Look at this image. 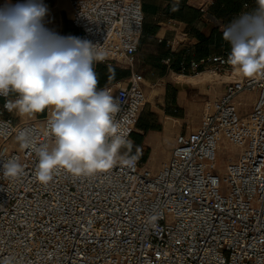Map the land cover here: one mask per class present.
Returning a JSON list of instances; mask_svg holds the SVG:
<instances>
[{
	"label": "built area",
	"instance_id": "1",
	"mask_svg": "<svg viewBox=\"0 0 264 264\" xmlns=\"http://www.w3.org/2000/svg\"><path fill=\"white\" fill-rule=\"evenodd\" d=\"M70 2L71 25L94 45V62L129 71L98 89L118 101L115 135L132 144L148 103L137 58L142 0ZM214 2L190 1L203 15ZM228 55L181 61L178 75L228 80L205 103L201 124L178 133L158 166L125 143L105 172L74 177L59 169L41 183L34 148L53 144L51 114L24 119L16 94L0 96V264H264V77L236 74ZM165 63L171 69L170 59ZM24 130L33 147H21ZM10 159L23 167L17 178L4 174Z\"/></svg>",
	"mask_w": 264,
	"mask_h": 264
},
{
	"label": "clouds",
	"instance_id": "2",
	"mask_svg": "<svg viewBox=\"0 0 264 264\" xmlns=\"http://www.w3.org/2000/svg\"><path fill=\"white\" fill-rule=\"evenodd\" d=\"M257 3L223 29L228 63L243 78L264 77V0ZM47 12L43 0H5L0 5V96L16 94L21 115L33 117L45 109L51 113L47 129L54 142L34 148L36 178L44 184L59 169L74 177L105 172L119 162V148L130 144L115 135L118 101L97 87L94 45L46 27ZM17 139L21 147H33L27 130ZM3 170L17 178L23 167L10 159Z\"/></svg>",
	"mask_w": 264,
	"mask_h": 264
},
{
	"label": "crops",
	"instance_id": "3",
	"mask_svg": "<svg viewBox=\"0 0 264 264\" xmlns=\"http://www.w3.org/2000/svg\"><path fill=\"white\" fill-rule=\"evenodd\" d=\"M70 1L43 0L48 9L44 23L46 27L56 29L62 36L66 33L67 36L80 37L70 22L72 11ZM190 1L142 0L145 25L137 58L146 82L164 81L170 77L169 75L177 74L179 63L186 53L189 54V61H198L210 55L230 51L228 43L223 40L224 27L241 14L258 7L257 0H238L240 7L234 12H229L228 7L222 3L226 0H221L203 15ZM11 2L15 4L18 0ZM250 3L254 6L251 7ZM209 18L213 20L210 21ZM169 43L171 45H168ZM167 59L171 61V69L165 63ZM177 94L179 93L176 92ZM173 97L176 99L177 96ZM150 113L156 114V117L152 118L154 127L148 131L139 128V135L134 134L132 144L126 147V150L136 157H145V152L137 147L143 143L145 134L158 131L160 127L156 123L159 113L156 111Z\"/></svg>",
	"mask_w": 264,
	"mask_h": 264
},
{
	"label": "rangeland",
	"instance_id": "4",
	"mask_svg": "<svg viewBox=\"0 0 264 264\" xmlns=\"http://www.w3.org/2000/svg\"><path fill=\"white\" fill-rule=\"evenodd\" d=\"M4 2L5 0H0V5H3ZM249 5L251 7L254 6L252 3ZM63 36H67V34L65 33ZM100 67L110 68L113 67V65H106L101 62L96 64L94 62L93 68L98 77L101 76V73L104 71L100 69ZM117 68L123 69V67L119 65ZM202 74L203 75L197 77L194 81H189L186 78L177 80L176 76H178V74H171L169 75L170 77L165 78L164 81L148 82L150 87L147 88L148 103L145 106V113L148 114L150 111L158 112L156 123H158L160 127L158 131L145 134L143 143L140 146L136 143L135 145H137L140 151L145 152L144 158L149 159L151 164L154 162L155 165L158 166L167 160L178 133L189 131L201 124L205 103L217 97L222 92V86L218 82L220 80H228L227 76H216L212 73ZM185 75L186 77L195 76L191 72H187ZM150 90H156V93H150ZM176 92L179 94L176 95ZM173 96H177L176 99H173ZM252 96V94H248L243 97L247 102L246 105L249 104ZM47 111L50 112L49 109H45L43 112L37 113L33 117L19 115L24 119H29L36 116H43ZM167 116L174 118L172 119L173 121L169 120L171 124L169 131L165 129V120ZM139 131L140 129L136 127L135 135H139ZM151 158L153 161H151Z\"/></svg>",
	"mask_w": 264,
	"mask_h": 264
},
{
	"label": "trees",
	"instance_id": "5",
	"mask_svg": "<svg viewBox=\"0 0 264 264\" xmlns=\"http://www.w3.org/2000/svg\"><path fill=\"white\" fill-rule=\"evenodd\" d=\"M220 1L221 0H215L213 5H216ZM222 3H224V5L228 7L229 12H234L240 7L238 0H226L224 2L222 1ZM208 12H209V10H208ZM186 54H187L186 62L190 63L189 54L188 53H186ZM185 55L183 56V58L185 57ZM181 61H180V63H181ZM180 63H179V67H178L177 71L180 70ZM100 69H103L104 71L101 73L102 74L101 76H99V77L97 76V80H98L97 87H101V86H104L108 83H114L116 81H119V80L127 77L129 74V71L127 69L117 68V65H114L113 67H110V68L100 67ZM154 117H156V114H154V113H148L147 114V113H145V109H144V111L142 112L140 119L138 121L137 127L144 130V131H148V130L152 129L154 127V125H153L154 123L152 121V118H154ZM134 134L135 133L132 134V138H133Z\"/></svg>",
	"mask_w": 264,
	"mask_h": 264
},
{
	"label": "bare ground",
	"instance_id": "6",
	"mask_svg": "<svg viewBox=\"0 0 264 264\" xmlns=\"http://www.w3.org/2000/svg\"><path fill=\"white\" fill-rule=\"evenodd\" d=\"M55 25V24H54ZM236 73V72H235ZM237 74V73H236ZM203 75V74H202ZM201 76V75H200ZM197 77H199V76H197ZM196 76H194V77H186V76H182V75H178V76H176V79L177 80H181V79H183V78H186L187 80H189V81H194L196 78H197ZM206 79V78H205ZM225 79H227V78H225ZM208 80V79H207ZM221 80L218 82V83H220L221 84ZM189 83V82H188ZM147 86L148 87H150V85H149V83L147 82ZM150 93H156V90H150ZM51 114V113H50ZM172 119H174V118H172V117H167L166 118V120H165V122H166V130H168L169 131V129L171 128V124H170V121L169 120H172ZM173 121V120H172ZM152 134V133H151ZM164 134V133H163ZM163 149V148H162ZM164 150V149H163ZM151 161H153V159L151 158ZM152 166H156L155 165V163L154 162H152Z\"/></svg>",
	"mask_w": 264,
	"mask_h": 264
}]
</instances>
